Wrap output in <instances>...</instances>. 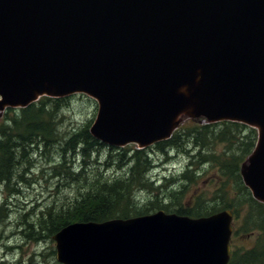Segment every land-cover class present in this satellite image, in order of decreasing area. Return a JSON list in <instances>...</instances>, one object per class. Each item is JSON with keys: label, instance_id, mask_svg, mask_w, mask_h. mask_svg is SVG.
Returning a JSON list of instances; mask_svg holds the SVG:
<instances>
[{"label": "water", "instance_id": "95a60500", "mask_svg": "<svg viewBox=\"0 0 264 264\" xmlns=\"http://www.w3.org/2000/svg\"><path fill=\"white\" fill-rule=\"evenodd\" d=\"M77 92L109 145L151 146L183 115L257 128L241 172L264 202V0H0V109ZM232 233L230 209L158 210L53 240L63 264H228Z\"/></svg>", "mask_w": 264, "mask_h": 264}, {"label": "trees", "instance_id": "16d2710c", "mask_svg": "<svg viewBox=\"0 0 264 264\" xmlns=\"http://www.w3.org/2000/svg\"><path fill=\"white\" fill-rule=\"evenodd\" d=\"M73 96L76 95L42 96L26 107L8 108L3 113L0 120V194L2 191L4 193L0 202V226H3L8 214L17 209H13L10 203L12 198H18L21 194L17 186L35 185L25 175L34 171L32 155L41 148V154L44 152L47 162H53L44 167L42 172L50 170V178L60 180L62 186H69L71 182L77 183L80 188L73 197L61 204L56 200L51 205L37 201V204L28 205V209L21 207V213L24 212L19 224L25 225L21 230L24 244L33 240L45 246L49 241L51 245L54 234L76 221L128 218L159 209L188 217H202L231 209L235 222L232 240L234 237L238 239L240 233L247 236L254 230L258 232L250 247L243 248L232 241L233 255L229 264H264V203L252 197L240 173L241 164L255 147L257 129L231 120L205 123L200 117L192 123L180 125L170 138L149 147L137 148L135 144L119 147L95 138L90 131L92 120L61 131L60 125L65 119L62 111ZM218 141L227 143L220 152L212 149ZM171 150H182L190 155L191 160L182 172V180L174 185L167 184L171 179L167 174L163 183L162 179L148 180V174L145 173L156 165L158 159L155 155L162 153L170 157ZM53 151H60V156L53 157ZM102 153L107 170L102 172L98 169L100 167H96L91 173L92 163H102ZM202 163H210V167L217 171L218 178L222 179L217 193L214 197H207L199 189L193 192L191 199H185L190 186L202 177L199 174V165ZM110 164H117L118 170L117 174L107 176V171L111 170ZM228 185L233 190L231 195ZM151 187L154 190L151 201L137 206L134 198H140L138 192ZM242 211H246L248 216L241 226L238 225V219L241 220ZM255 213L259 215V223L250 222V217ZM13 246H5V258H1L0 264H62L57 260L56 249L52 245L47 251H36L28 258H25L26 251L21 248L22 244ZM16 250H20V257H12L9 261L8 255L15 256Z\"/></svg>", "mask_w": 264, "mask_h": 264}, {"label": "rangeland", "instance_id": "374dc122", "mask_svg": "<svg viewBox=\"0 0 264 264\" xmlns=\"http://www.w3.org/2000/svg\"><path fill=\"white\" fill-rule=\"evenodd\" d=\"M84 95L86 94L84 93H80L79 95L76 94V96H73L72 99L69 100V105L66 108H64V110L62 111L63 115L65 116V119L60 125L61 131L70 130V128L76 127L77 125L84 124L85 122L89 120H92L91 122V126H92L98 114V102L94 100V98L93 99L92 97L87 98V96H84ZM5 111H6V108L4 110L0 109V120H2L3 113ZM196 118H200V117H192L189 115H183L181 117V121L178 124L177 128L184 123L185 124L192 123L194 120H196ZM201 121H203V119H201ZM256 143H255V147H256ZM225 145H227V143L218 141L214 143V145L212 146V149L216 152H220L224 149ZM58 146L59 145H57L56 147ZM42 150L43 149L39 148L34 152V155H32V158L35 161L34 171L31 172L30 175H27V174L25 175V177L28 180L30 181L33 180V182H35V185L22 184L21 186H17L21 190V194L19 195L18 198L17 197L12 198L10 202L12 204L13 209L14 208H17V209L10 212V214H8V217L5 218L3 222L4 223L3 226H0V261H1V258H5L4 256L6 254L5 246H9L10 244L14 245L13 247H15V245L22 244L21 248L25 249L26 251L25 258H28L30 255H32L36 251H44L43 249L47 251V248L48 247L51 248V245L55 247L54 240L51 245L49 244V241H48L47 246L43 245L44 243L43 244L36 243L33 240L26 241V243L28 242L27 244L23 243L24 236L21 230L25 228V225L21 226L19 224L21 220V215L24 212L23 211L21 213V207H25L26 209H28V205L30 206L32 203L37 204V201L51 205L53 201L56 200L58 204H61L67 199L73 197V195L80 188V186L77 183L72 184L71 182L69 186H65V185L62 186L59 183L60 180L56 178H50L49 176L50 170H46V171L44 170L45 172H42L44 167H48L49 165L53 163V162L49 163V161L47 162L46 160L47 157L44 154V152L41 154ZM171 151L173 152L172 153L170 152V157L162 153H158L155 155L156 158L158 159L156 161V165L152 169L146 170V173H145V175L148 174V180L150 179L151 181L152 180L154 181L155 179L156 180L162 179L161 181L163 183L164 182L163 178L166 174L169 175L171 178L170 180H168L167 184L170 183L174 185L182 180L181 175H182L184 168L187 166V164H189L191 160L190 155L188 153L182 152V150H175V151L171 150ZM253 151L250 153V155L246 157L243 163L248 162V159L253 153ZM60 154H61L60 151H58L57 153L53 151V157H59ZM100 157H102V163H99V162L92 163L94 168L90 167L91 173L94 172L96 167H100L98 169H101L102 172H105L107 170V166H104L103 164L106 162V159L104 158V154L102 153ZM243 163L241 164L240 173L242 176L243 183L245 184V186H247L244 181L243 174L241 172ZM202 164L199 165V168H200L199 174L201 173L202 177L198 180L196 184H192L190 186L188 193L185 194L186 196L185 199H188V198L191 199L192 195L196 193V191L199 189H202V192H205L207 197H211V195L214 197V195L217 193V189L222 179L218 178L217 171L210 167V163H207L204 165ZM109 168H111V170L107 171V176L108 175L112 176L114 174H117L116 173L118 170L117 164H110ZM62 182L64 183L65 181L63 180ZM247 188L249 189L252 197L255 200L264 203L263 201H260L253 195L252 190L248 186ZM228 189L230 191L229 195H231L233 193V190L229 187V185H228ZM152 191L154 190L151 187V188H144L142 192H138V198L139 197L140 198L139 199L134 198L135 204L141 207L146 202L151 201V199L153 198ZM3 193L4 191H2V194ZM2 194H0V202L3 199ZM24 202H26V204ZM182 202H185V201H182ZM247 216H248V213L246 211H242L241 220L238 219V225H241V226L244 225V223L246 222L245 219L247 218ZM258 218H259V215L256 216V213H255L252 215V217H250V222L259 223ZM5 225L7 226L5 227ZM252 226L255 227V225L253 224ZM254 231L255 232H252L250 233V235H247V236L246 235L244 236L242 233L238 234V239L237 237H234V239L232 240L233 243L243 248L250 247L253 244L255 234L258 232V230H254ZM249 236L252 239L250 238V240L248 241L247 238ZM20 250L15 251V256L9 254L7 259L10 261L12 257H14L12 259L20 257L21 255ZM38 260L40 261V258ZM251 264H256V262H252ZM257 264H259V262H257Z\"/></svg>", "mask_w": 264, "mask_h": 264}]
</instances>
